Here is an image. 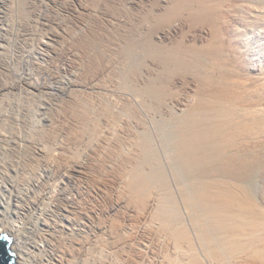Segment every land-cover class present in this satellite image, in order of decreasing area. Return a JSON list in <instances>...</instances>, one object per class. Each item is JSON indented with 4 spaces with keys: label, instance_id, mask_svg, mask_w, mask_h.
Wrapping results in <instances>:
<instances>
[{
    "label": "bare ground",
    "instance_id": "obj_1",
    "mask_svg": "<svg viewBox=\"0 0 264 264\" xmlns=\"http://www.w3.org/2000/svg\"><path fill=\"white\" fill-rule=\"evenodd\" d=\"M161 1L166 22L152 29V38H168L186 25L184 40L191 43L166 49L151 43V49L165 52L168 67L179 72H170L172 84L202 90L176 118L177 147L193 172L192 204L183 193L191 229L173 223L163 206L153 212L161 262L264 264V186L256 189L264 170V0H238L232 33L225 27L226 0H177L171 10ZM247 24L253 40L242 38ZM53 32L52 0H0V233L13 237L15 264H131L128 239L102 217L118 211V202L103 211L97 185L84 182L83 157L66 156L79 141L56 143L49 116L40 128L29 119L34 101L43 96L47 103L51 95ZM162 138L168 145L174 140L168 133ZM134 174L130 188L137 197L151 179ZM150 213L142 211L139 231L155 230L145 225Z\"/></svg>",
    "mask_w": 264,
    "mask_h": 264
},
{
    "label": "rangeland",
    "instance_id": "obj_2",
    "mask_svg": "<svg viewBox=\"0 0 264 264\" xmlns=\"http://www.w3.org/2000/svg\"><path fill=\"white\" fill-rule=\"evenodd\" d=\"M175 1L167 0L166 9L171 10ZM160 3L161 0H52L56 51L52 62V90L49 103L41 100L43 96L33 102L35 119L29 115L38 124L34 128H40L50 117V135L54 142L79 141L66 156L83 157L88 175L84 182L97 185L103 211L109 203L118 202V211L106 216L104 211L102 217L113 219L117 235L128 239L131 264H164L157 235L161 229L157 216L152 215L161 206L168 210L173 223L182 222L191 229V213L183 193L192 204L193 172L183 163L184 154L177 147L180 122L176 118L191 109L201 89L200 86L195 90L184 89L179 83L172 84L170 72H179L168 67L170 62L165 52L163 57L151 49V43L159 49L191 43L184 40L186 25L168 38H157L156 34L152 38L150 32L166 22L158 11ZM238 3V0L225 2L228 8L225 27L229 33L234 24L239 25L233 19ZM241 28L246 32L243 39H254L251 24ZM152 54L160 58L154 57L159 60L155 68L149 65ZM15 63L17 68L22 67L17 60ZM158 84L165 87L162 93L157 90L162 86ZM165 133L174 137L170 145L163 141ZM141 148L144 149L141 151ZM136 170L151 179H148L150 185L144 187L147 192L143 190L139 197L130 188ZM256 186L259 190L264 186V170L257 175ZM142 211L147 214L151 211L145 225L159 226V231L157 226L152 230L155 232L152 238L151 228L144 227L142 232L137 229L144 223L140 217ZM133 214L139 216L138 221ZM3 233L13 239L6 231Z\"/></svg>",
    "mask_w": 264,
    "mask_h": 264
},
{
    "label": "water",
    "instance_id": "obj_3",
    "mask_svg": "<svg viewBox=\"0 0 264 264\" xmlns=\"http://www.w3.org/2000/svg\"><path fill=\"white\" fill-rule=\"evenodd\" d=\"M11 237L0 233V264H13L14 255L10 247Z\"/></svg>",
    "mask_w": 264,
    "mask_h": 264
}]
</instances>
